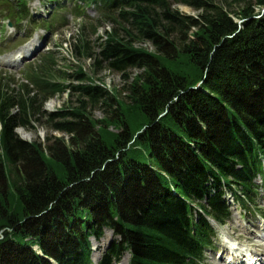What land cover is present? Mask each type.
<instances>
[{"label": "trees", "instance_id": "16d2710c", "mask_svg": "<svg viewBox=\"0 0 264 264\" xmlns=\"http://www.w3.org/2000/svg\"><path fill=\"white\" fill-rule=\"evenodd\" d=\"M26 1L1 3L18 22ZM83 1L102 11L79 26L73 56L91 57L87 36L109 24L94 66L141 71L126 100L77 87L104 116L90 117L80 100L58 111L51 130L70 138L44 149L15 130L66 90L55 56L28 66L24 83L0 74V264H49L32 247L57 264H91L89 238L103 228L119 240L98 264L125 252L129 264H199L212 246L206 217L228 219L225 191L245 207L253 179L264 181V0ZM143 42L154 51L135 47ZM75 76L85 81L81 69Z\"/></svg>", "mask_w": 264, "mask_h": 264}, {"label": "rangeland", "instance_id": "374dc122", "mask_svg": "<svg viewBox=\"0 0 264 264\" xmlns=\"http://www.w3.org/2000/svg\"><path fill=\"white\" fill-rule=\"evenodd\" d=\"M62 4L63 8L54 9L55 17L53 25L48 31L41 27L42 20L48 19L52 14V8L55 6L49 8L50 5L46 0H36L29 5L30 11L37 16L36 22L33 26L29 25L25 27V25L22 24L20 31L18 29H16V31L10 30L9 27L2 24L0 15V54H4L3 56H6L23 41H29L30 38L37 37L40 42L45 38V46L40 53L31 61L24 62L16 68L2 66L1 63H3V59L1 57L3 56H1L0 73H4L5 77H9L10 80L13 79L15 82L24 83L26 67L30 64H34L40 55L52 53L55 56L57 64L56 69L61 74L63 84L67 86L64 93L52 98L44 104L42 110L45 114L38 117L37 123H34L29 129L17 128L15 130V134L19 139L27 143L41 145L43 149L48 144H52L55 138L63 139L64 141L70 138V136L65 133L51 130L53 124L56 123L53 117L58 111H71L79 108L80 100L85 102L86 110L90 114V117L92 116L95 120H100L104 116V112L99 105L91 106V103H89L87 99L80 97L79 92L76 90L77 87L92 84L101 86L109 93L116 90L117 97L126 100V96L129 93L128 86L133 82L135 76L139 74V71H141L138 69H130L125 72L127 76L124 77V73L121 70L111 69L107 63L102 62L98 63L99 66H94L97 59L95 55L99 51L98 46L100 43L103 44V42H105L107 39L106 33L111 30L109 24L100 23L96 30V34L93 36H91L90 31L86 29V32L90 34V36H87V39L90 43L91 57H74L71 50L73 49V45L76 44V38L80 32L79 22H81L82 19V16L78 15V13H84V15L88 16L90 19H98L99 16L97 8H93L92 6L87 7V9L82 8L74 11L76 4L82 5V3L77 0H66L62 2ZM174 7L187 16H197L199 13L197 10H192L187 6L176 5ZM15 32L18 33L17 36H15ZM135 47L143 48L149 52L154 51L147 42L136 43ZM78 69H81L82 73L85 75V81H80L75 76ZM112 110V108L107 109V112L110 113ZM107 132L117 133L118 131L115 128L109 127ZM253 184L260 187L257 196L252 197L254 200L253 203L255 204L254 208L264 210V183H262L260 177H255ZM230 198L229 196L226 200H228V206L230 205L229 212H231L232 215L224 227H217L216 237L214 238L215 243L218 244V248L221 250L227 239L230 244L234 247H239L241 251L250 254L254 253L257 255L255 258L264 260V224L259 222V213L255 212L256 210L254 211V209L252 210L249 206L247 208L250 209V212L240 208V205L235 204ZM101 233L102 237L99 240L96 241L93 237L90 239V261L92 264H97L103 249H105L106 243L111 239H116L109 229L103 228ZM212 256V254H208L204 264L221 263L214 260L216 256H213V258ZM224 257L228 258L229 255L225 253ZM128 260L129 254L125 253L120 260L114 264H128Z\"/></svg>", "mask_w": 264, "mask_h": 264}, {"label": "bare ground", "instance_id": "6f19581e", "mask_svg": "<svg viewBox=\"0 0 264 264\" xmlns=\"http://www.w3.org/2000/svg\"><path fill=\"white\" fill-rule=\"evenodd\" d=\"M36 43L34 41H31L30 44H28L26 47H24L23 49L20 50V56L22 55V57H24L25 53H28V51H31L32 49H34ZM127 256V255H126ZM125 261H126V257H125Z\"/></svg>", "mask_w": 264, "mask_h": 264}, {"label": "water", "instance_id": "95a60500", "mask_svg": "<svg viewBox=\"0 0 264 264\" xmlns=\"http://www.w3.org/2000/svg\"><path fill=\"white\" fill-rule=\"evenodd\" d=\"M239 23H241V22H239ZM53 263V262H52ZM54 264V263H53Z\"/></svg>", "mask_w": 264, "mask_h": 264}]
</instances>
